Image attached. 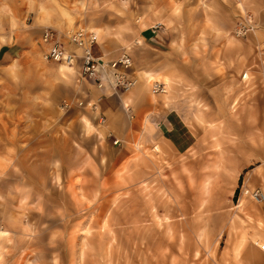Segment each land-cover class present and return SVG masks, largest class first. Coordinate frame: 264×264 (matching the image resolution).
Wrapping results in <instances>:
<instances>
[{"label": "rangeland", "instance_id": "374dc122", "mask_svg": "<svg viewBox=\"0 0 264 264\" xmlns=\"http://www.w3.org/2000/svg\"><path fill=\"white\" fill-rule=\"evenodd\" d=\"M78 26L132 56L134 116L46 58ZM2 47L0 264H264V0H0Z\"/></svg>", "mask_w": 264, "mask_h": 264}, {"label": "built area", "instance_id": "2783aa9c", "mask_svg": "<svg viewBox=\"0 0 264 264\" xmlns=\"http://www.w3.org/2000/svg\"><path fill=\"white\" fill-rule=\"evenodd\" d=\"M236 28H238V32L244 33L247 32L248 24L244 19H241ZM41 35V40L45 44L46 58L69 65L78 63L81 75L98 80L100 86H110L115 92H119V90L127 91L138 81L133 70L132 56L127 50L122 51L114 58L96 54L94 45L97 43L98 33L94 28L78 26L61 32L56 28L46 27ZM69 41L75 44L79 51L75 50V47H69ZM165 87L166 84L163 80L153 79V92H165L167 89ZM87 102L91 106L97 107L95 101L88 100ZM125 106L128 113L134 116V113L131 112L130 103L128 102ZM101 120H104V116H101ZM115 141L118 142L119 139ZM244 190L251 197L260 201L264 200V189L262 187H247Z\"/></svg>", "mask_w": 264, "mask_h": 264}, {"label": "crops", "instance_id": "0c3cea01", "mask_svg": "<svg viewBox=\"0 0 264 264\" xmlns=\"http://www.w3.org/2000/svg\"><path fill=\"white\" fill-rule=\"evenodd\" d=\"M97 30V29H96ZM6 47V46H5ZM5 47H2L0 48V54L2 53H6V48ZM62 67L64 68H72L70 66H66V65H63L62 64ZM147 79L151 80L152 76H146ZM139 84L136 85V87L133 86V88H131L130 90H127V91H122L123 95V101L125 102V104H128L129 101H134L136 103L137 99L138 98H141V96H139ZM140 109V108H139ZM2 233H5V231L2 230ZM263 248V247H262ZM249 264H256L255 261L254 262H250L249 261Z\"/></svg>", "mask_w": 264, "mask_h": 264}, {"label": "bare ground", "instance_id": "6f19581e", "mask_svg": "<svg viewBox=\"0 0 264 264\" xmlns=\"http://www.w3.org/2000/svg\"><path fill=\"white\" fill-rule=\"evenodd\" d=\"M96 33H98V32L96 31ZM98 34H99V33H98ZM74 45H75V44H74ZM69 47H70V46H69ZM58 62H59V61H58ZM61 63H62L63 65H66V66L73 67L71 64L69 65V64H67V63H64V62H61V61H60V64H61ZM165 88H166V87H165ZM166 91H167V89H166Z\"/></svg>", "mask_w": 264, "mask_h": 264}]
</instances>
